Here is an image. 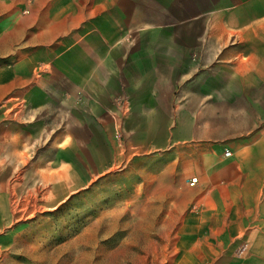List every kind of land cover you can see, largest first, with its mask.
Returning <instances> with one entry per match:
<instances>
[{"label":"rangeland","instance_id":"rangeland-1","mask_svg":"<svg viewBox=\"0 0 264 264\" xmlns=\"http://www.w3.org/2000/svg\"><path fill=\"white\" fill-rule=\"evenodd\" d=\"M191 8L188 0H113L112 15L99 26L107 24L117 59L155 44L163 53L171 49L179 58L185 56L182 64L192 66L193 72L222 75L236 89L241 82L242 92L236 94L220 91V81V92L208 91L215 90L211 86L189 96L177 89V108L162 109L161 128L165 131L179 119L185 120L183 125L193 121L199 131L210 124L208 119L225 127L239 119L236 140L223 143L235 153L226 168L233 175L224 179L231 184L225 188L221 224L227 230L238 226L233 243L247 244L234 264H264V21L255 23L256 16L245 15L253 26H224L216 13L190 20ZM12 65L0 56V90L10 82ZM236 103L240 106L234 109ZM19 112L15 97L3 94L0 264H218L222 247L213 240L202 238L208 246H201L214 247L212 253L201 249L189 260L180 255L181 244L174 245L179 230L198 232L182 215L199 191L189 188V199L180 209L168 198L161 210L155 207L158 191L144 188L153 180L155 166L175 161L165 154L169 143L146 148L138 134L125 133L117 117L94 124L79 109L56 119L35 115L29 124ZM23 134L33 138L27 142L32 155L16 158L8 147L13 137L25 144L20 142ZM206 225L203 230L213 222ZM229 261L230 256L223 264Z\"/></svg>","mask_w":264,"mask_h":264},{"label":"crops","instance_id":"crops-1","mask_svg":"<svg viewBox=\"0 0 264 264\" xmlns=\"http://www.w3.org/2000/svg\"><path fill=\"white\" fill-rule=\"evenodd\" d=\"M188 3L193 5L187 11L190 20L216 13L224 26H253L245 15L256 16L255 23L264 21V0H188ZM112 13L113 0H0V56L8 57L13 63L10 82L2 86L0 99L3 94L15 97L18 116L27 120V124L35 115L40 119H56L79 109L94 124H107L117 117L125 133L138 134V140L146 143V148L157 143L156 147L161 148V142L169 143L165 154L175 161L155 166L152 182H146L144 187L158 191L156 209L162 210L168 198L180 209L189 199V188L200 193L182 215L183 221L195 223L198 232L179 230L174 245L180 243L183 247L180 255L189 260L201 249L213 252L214 247H201L208 246L202 240L207 238L222 247L218 264L228 262L229 256L232 261L228 264H234L239 261L231 256L238 226L231 225L227 230L221 223L225 188L231 184L224 179L227 176L230 180L233 175L226 174V168L232 166L235 149L223 143L236 140L239 119L228 127L208 119L210 124L199 131L194 130L193 121L183 125L185 120L176 119L162 131L161 112L177 108L174 105L177 89L190 96L214 86L215 90L208 91L236 94L242 92L241 82L236 89L225 84L222 75L193 72L192 66L182 64L185 56L179 58L177 51L171 49L163 53L155 44L152 47L144 44L131 56L124 57L123 53L117 59L113 50L115 39L106 32L107 24L99 26ZM110 21L109 29L113 30ZM219 81L223 83L220 91L216 89ZM239 106L236 103L233 108ZM20 138V142H25L22 146L19 139L13 137L10 141L8 148L12 155L16 158L32 155L27 142L33 138L28 134ZM224 149L229 150V156L222 155ZM188 173L193 174L187 176ZM193 175L196 183L189 186L186 180ZM164 189L169 190L168 196L162 193ZM241 221L244 218L239 219V227ZM208 222H213V226L203 230ZM196 236L195 240L191 239ZM246 246L245 243V249Z\"/></svg>","mask_w":264,"mask_h":264},{"label":"built area","instance_id":"built-area-1","mask_svg":"<svg viewBox=\"0 0 264 264\" xmlns=\"http://www.w3.org/2000/svg\"><path fill=\"white\" fill-rule=\"evenodd\" d=\"M230 152L228 149H224L222 151V155L224 157H227L229 156ZM196 176L193 175V176H190L186 182H187V185L189 186H192L194 183H196ZM245 249V243L244 242H236L234 244V246L232 247L231 249V256L234 258V259H240L242 257V254H243V251Z\"/></svg>","mask_w":264,"mask_h":264}]
</instances>
